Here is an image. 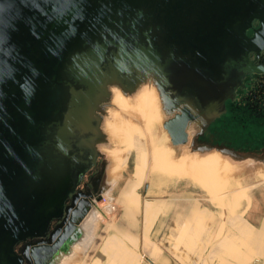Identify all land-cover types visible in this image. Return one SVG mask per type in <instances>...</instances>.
<instances>
[{"label":"water","instance_id":"1","mask_svg":"<svg viewBox=\"0 0 264 264\" xmlns=\"http://www.w3.org/2000/svg\"><path fill=\"white\" fill-rule=\"evenodd\" d=\"M263 7L264 0L0 1V106L11 139L37 157L32 195L49 179L53 193L68 192L82 174L72 154L78 138L105 137L94 102L102 50L151 73L169 108L196 102L214 117L251 69L246 29ZM180 111L165 127L185 143L196 116L188 106ZM56 205L51 199L42 211Z\"/></svg>","mask_w":264,"mask_h":264},{"label":"flooded vegetation","instance_id":"2","mask_svg":"<svg viewBox=\"0 0 264 264\" xmlns=\"http://www.w3.org/2000/svg\"><path fill=\"white\" fill-rule=\"evenodd\" d=\"M231 13L228 11L225 15L228 16ZM236 14L239 17L243 15V12L239 11ZM236 19L233 23H236ZM246 36L249 43L246 56L251 69L234 87L233 95L226 99L225 111L209 117L202 112V107L196 102L194 104L180 102L175 107L176 112L172 118L181 115L180 110L184 106H188L196 116L186 127L188 143L183 147L190 146L192 152L188 150L189 156H196L203 153L202 150L209 149L208 144H214L213 139L223 143L228 142V138L232 137L242 145V148L246 147L250 154L264 157V7L256 11L246 29ZM4 78L3 70L0 69L1 98ZM141 96L142 98L139 96L137 98L135 109H130L129 114L127 112L124 115L130 116L131 113L145 106L153 107L142 108L137 112L139 114L135 113L128 117L131 118L137 114L134 121L129 123L131 129L125 136H148L158 128L162 133L167 134L165 130H162V124L166 122L163 112L160 111L164 108L163 100L160 98L150 100L148 97L142 100L145 98V92ZM109 100H112V97ZM0 101L2 103L1 99ZM2 112L4 111L1 105L0 264H55V257L59 253H66L70 246L81 239L82 230L85 227L82 223L86 222L93 209L98 206L103 192L108 190L113 182L112 180L109 181L110 184L103 183L106 170H108V176H114L117 173L118 166L115 161L120 157V152L115 148L109 152L114 164L107 169L109 159L108 161L104 159V154L108 155L107 149L103 147L104 154L99 149L101 144L106 143L93 141L94 136L90 134L80 136L72 152L73 159L79 161L78 168L82 169L78 170L82 174L76 185L68 183V192L60 195V193H53L52 186L55 183L49 179L44 191L41 190L38 196H33L32 192L37 189L32 182L37 157L33 160L24 148L19 147L11 139L12 135L8 133L9 118L6 112H4L5 116ZM124 115L119 114V122L112 123L113 134L116 127L121 124ZM128 118L124 121H128ZM191 127L197 131L194 138L190 135ZM239 156L244 157L240 154ZM187 159L190 158L187 156ZM204 161L219 163L221 160L217 155H208L200 159L191 158L189 165L185 164L182 168L190 166L195 169ZM51 199H54L57 205L54 209L50 208L49 213L43 212V206Z\"/></svg>","mask_w":264,"mask_h":264},{"label":"crops","instance_id":"3","mask_svg":"<svg viewBox=\"0 0 264 264\" xmlns=\"http://www.w3.org/2000/svg\"><path fill=\"white\" fill-rule=\"evenodd\" d=\"M178 166L174 160L173 169ZM151 167L148 164L140 177L134 175L119 190L120 216L111 222L87 264H264V185L229 215L223 206L200 198L146 197L158 192L160 177L153 178ZM147 171L151 187L141 193L137 180H143Z\"/></svg>","mask_w":264,"mask_h":264},{"label":"rangeland","instance_id":"4","mask_svg":"<svg viewBox=\"0 0 264 264\" xmlns=\"http://www.w3.org/2000/svg\"><path fill=\"white\" fill-rule=\"evenodd\" d=\"M98 59L100 77L103 83L101 86L105 87L108 85V88L105 87L106 91L110 90V85H117V82L123 87L124 85L122 84V80L119 76L120 68L117 67V60L111 57L105 50H102ZM125 70L131 75H136V77H146V74H142L132 64L127 66ZM105 75H107L106 78H108V80L105 79ZM160 94L163 96L166 103V98L161 91ZM113 111L114 110L112 109H108V106L102 107V125L105 123L104 129L107 133L108 141L105 142L106 144L104 145L101 144L99 149L102 153L103 147L107 149L108 155L103 153L104 159L107 161L109 159L110 162L107 164V169L109 166L111 167L114 164L113 159L109 156V152L114 148L119 150L121 158L119 157L118 160L115 161L118 166L117 173L114 174V176H108V170H106L103 183L108 182V184H110L109 181L112 180L113 182L110 188L103 192V196L101 197L98 206L93 209L91 214L86 219V222L82 223L85 227L82 230L81 239L86 242L78 240V242H75L74 245L70 246L68 253H59L55 257V264H87L88 258L92 254L95 246L102 239L103 235L109 231L111 222L120 216L121 205L118 200L119 190L124 187L129 179H131L134 175L136 178H138V176L140 177V171L142 170L141 173L145 172L149 163L153 166V178H160L158 181L156 180L158 182V184L156 183L158 187L156 195L147 193L148 185L151 187L150 175H148V171L143 180H141V178L140 180H137L140 181V184L138 185L140 187V192L145 193L146 191V197H168L175 194V196L181 197V199L183 198L186 201L187 199L190 201L195 200V198H200L202 202L218 205L219 208L223 206V210H227L229 215L240 204L249 202L251 193L255 189L259 188L260 185H264V157L256 156L254 153H251L253 155L252 156L249 152H247L246 147L242 148V145L237 143L235 138L234 140L232 137H229L228 142L223 143L220 140L215 141L213 139L214 144H208L212 152H203L198 155L196 154V156H189L190 154L188 150L191 151L190 146L188 145L184 148L183 146L185 143L173 142V138L170 136L167 127H164V124H162V130L167 132L170 139L169 142L166 140L161 142H143L145 146H141L140 149H137L136 145L141 144L138 142L135 146H131V150H129L128 146L124 142L126 137L125 135L126 132L131 129L130 124L139 113H137L136 116L128 118V121H122L121 124L116 127L113 134V124L111 123L119 122L120 119L118 118V115H116L118 112L114 114ZM160 111L164 114V118L166 120L165 124H169L171 120L170 118L173 117L176 109L169 108L166 103L164 108ZM121 115H124V113L120 114V116ZM122 118L125 119L123 116ZM190 135H192V138L197 135V131L194 127H191ZM154 142L162 149L164 148V152L167 151L164 155L170 158L166 161V172L159 169L157 170V165L154 162L155 159H157L156 154H154V148L153 146L151 147L146 145H152L151 143ZM245 148L246 150H242ZM215 151L220 152L222 156L214 153ZM235 154H240L244 157H236ZM208 155H217L220 157L221 161L219 163L204 161L198 164L195 169L190 168V166L182 168L185 164L189 165L191 158L200 159ZM187 156L190 159H187ZM174 160L177 161V164L179 165L176 169H173ZM174 170L180 173V175L178 176ZM130 192H132L131 189L127 194ZM84 232H88V237L83 235ZM93 237V242L88 246H84L87 243V240L89 239L91 241Z\"/></svg>","mask_w":264,"mask_h":264},{"label":"bare ground","instance_id":"5","mask_svg":"<svg viewBox=\"0 0 264 264\" xmlns=\"http://www.w3.org/2000/svg\"><path fill=\"white\" fill-rule=\"evenodd\" d=\"M107 53L111 57H113L115 60H117L116 61V62H118L117 67L120 68L119 76H120V78L122 80L121 82L124 86L120 87L119 86L120 84L117 82V85H110L111 91L110 90L106 91V88H108V85L105 86L106 88L101 87L99 89V91L98 90L96 91V94L94 96L95 97L94 102H95V105L98 109V112L101 114V116H102V113L100 111H102V107H104V106L105 107L108 106V109L114 110L113 111L114 114H116L118 112L116 115H119L121 113L126 114L127 112H128L127 114H129L130 109H133V110L135 109L134 106L136 105L135 103H137L138 96H139V98L140 97L142 98L141 94L144 92H145V98L142 100H145L147 97L150 100H152L154 98H156V99L160 98L161 100H163L164 106L166 105L163 96L160 94V89L158 87L157 81L151 73H146L145 78L136 77V75H131L130 73H128V71L125 70V68H127V65L123 62V57L119 52H116L114 50H111V51L107 50ZM104 77L106 80H108V78H106L107 75H105ZM110 97H112V100H109ZM149 104H151V102H149ZM145 107H151L152 108L153 106H145ZM145 107H142V108H145ZM142 108L137 109L136 111L131 113L130 116L137 113ZM130 116H126V115L123 116V117H125V119L122 118L121 122L126 120ZM102 124H103V121H102ZM102 124H101V130L105 136V138L102 141L107 142L108 141L107 133L105 132V129H104L105 123H104V125H102ZM164 127H165V123H164ZM154 139H157V140H154ZM165 140L169 142L170 139H169L168 134L162 133L161 129L158 128V130H156L153 134H149L148 136L125 137L124 142L128 146V149L131 150L130 147L135 146L138 142H140L141 144L136 145L137 146L136 148L140 149L141 146H145V144H143V142H146V143L151 142V141H160L161 142V141H165ZM187 143H188V138L185 141V145ZM151 144L152 145H150V144H146V145L151 146V147L153 146V148H154V154H156V158H157V159H155L154 162L157 165V167H156L157 170L159 169V170H162L163 172H166V170H165L166 163H167L166 161H167V159H170L166 155H164V153H167V151L164 152V148L162 149L155 142L151 143ZM170 146H171V144H170ZM155 150H157V151H155ZM174 152H176V151H174ZM149 165H150V163H149ZM151 168L153 169V166ZM156 168H155V170H156ZM140 172H142V170Z\"/></svg>","mask_w":264,"mask_h":264}]
</instances>
